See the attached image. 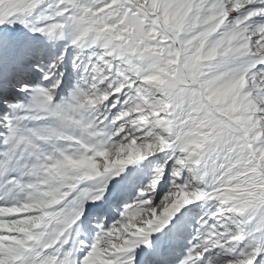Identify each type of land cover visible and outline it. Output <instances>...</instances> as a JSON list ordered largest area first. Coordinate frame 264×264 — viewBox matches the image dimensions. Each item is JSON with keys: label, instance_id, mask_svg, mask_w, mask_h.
<instances>
[{"label": "snow or ice", "instance_id": "1", "mask_svg": "<svg viewBox=\"0 0 264 264\" xmlns=\"http://www.w3.org/2000/svg\"><path fill=\"white\" fill-rule=\"evenodd\" d=\"M0 264H264V0H0Z\"/></svg>", "mask_w": 264, "mask_h": 264}]
</instances>
